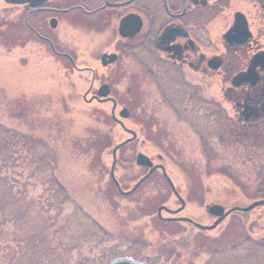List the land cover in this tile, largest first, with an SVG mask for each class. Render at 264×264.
<instances>
[{
	"label": "rangeland",
	"instance_id": "374dc122",
	"mask_svg": "<svg viewBox=\"0 0 264 264\" xmlns=\"http://www.w3.org/2000/svg\"><path fill=\"white\" fill-rule=\"evenodd\" d=\"M28 13L0 0V126L39 143L19 145L9 165L0 160V264H108L121 256L149 264H264L263 207L250 213L247 224L231 215L203 232L186 222L159 224L160 205L180 206L160 171L131 196L119 193L109 172L112 148L105 149L102 159L90 149L98 125L82 96L92 70H65L29 32ZM108 40L88 29L67 33L66 50L75 53L81 66L99 68L96 58ZM134 54L130 59L121 55L111 72L100 67L94 84L96 89L110 83L118 100L116 114L129 108L131 116L124 122L138 133L137 141L118 153L125 161L115 172L122 188L129 190L146 172L136 164L137 153L143 152L155 163L158 155L164 156L186 200L181 215L201 224L214 221L206 205L228 193L240 196L243 204L259 199L254 195L264 191V147L239 142V125L220 85L203 87L183 104L177 95L182 89L174 84L164 89L136 64L129 66L133 60H148L139 50ZM135 77L141 83L128 92ZM218 100L221 112L214 105ZM99 105L110 114L111 103ZM260 124L264 136V121ZM118 131L117 142L128 137L120 125ZM57 182L69 202L56 193ZM249 254L253 256L247 258Z\"/></svg>",
	"mask_w": 264,
	"mask_h": 264
},
{
	"label": "flooded vegetation",
	"instance_id": "af4514ba",
	"mask_svg": "<svg viewBox=\"0 0 264 264\" xmlns=\"http://www.w3.org/2000/svg\"><path fill=\"white\" fill-rule=\"evenodd\" d=\"M26 8L31 18L27 21L29 32L48 46L67 71L87 68L98 74L101 67L111 72L121 55L130 59L139 50L148 60H133L129 66L136 64L146 78H151L150 82L164 85V89L173 84L182 89L177 95H182L183 104L192 101L203 87L218 84L224 101L241 124H249L264 109V0H48L36 8ZM237 12L245 16L250 36L246 39L233 35L227 40L225 35L234 25ZM128 16H132L134 26L140 23L132 37H124L119 31L122 19ZM84 29L109 38L96 58L99 68L81 66L75 53L66 50L67 33ZM214 29L219 31L215 33ZM104 53H115L118 58L102 66ZM259 53L263 55L261 63L252 75L244 77L246 81L236 84L234 80L249 71ZM138 78H134L128 92L141 83ZM94 91L95 86L90 94H96ZM168 95L162 91L163 97L168 99ZM221 104L220 100L214 104L220 112L224 110ZM144 169L146 174L149 169Z\"/></svg>",
	"mask_w": 264,
	"mask_h": 264
},
{
	"label": "water",
	"instance_id": "95a60500",
	"mask_svg": "<svg viewBox=\"0 0 264 264\" xmlns=\"http://www.w3.org/2000/svg\"><path fill=\"white\" fill-rule=\"evenodd\" d=\"M4 1L8 4H13V5H15V4H29L31 7H36V6H39L41 4H44L48 0H4ZM51 23L54 26L55 20H52ZM139 28H140V23L137 22V25L134 26V22L132 21V16H128V17L122 19V21L120 23L119 31H120V34L124 37H128V36L132 37L133 35H135L138 32ZM233 35H240V36L242 35L243 38H246V39L250 36V33L248 31V24H247V21L245 19V16L240 12L236 13V20L234 22V26L227 32V34L225 35V38L227 40H230L231 36H233ZM262 56H263L262 53H259L258 55H256L252 59L249 71L242 74L238 78H236L234 80L236 82V84H239L242 81H246L247 79L244 77H249L250 75H252L255 67L259 63H261V61H262L261 57ZM117 58H118V56L115 53H111V54L105 53L102 55L101 61H102V64L104 66H106L110 63L115 62L117 60ZM240 77H243V78H240ZM90 89L84 94V99L87 102H91V101H93V99H97L101 102L111 101L112 102L111 113H112L114 120L117 121L126 131L133 134V136L131 138L125 139L122 142L118 143L112 150L113 161H112V165H111V169H110V176H111L113 182L116 184L120 193H122L124 195H129V194L133 193L146 179H148L151 176V174L155 170L161 169L164 177L166 178L169 185L171 186V189L173 190V192L175 193L177 198L180 200L181 206L178 209L172 210L169 207H167L166 205H162L158 208L159 217L162 219H165V220H178V221L179 220L180 221L185 220V221L191 222L194 226H197L198 228H200L202 230H212V229L216 228L230 213H232L234 211L249 212L256 207L264 205V199L253 201L252 203H250L246 206L236 205V206L231 207L230 209H227L224 204L219 203V202L208 203L206 205L207 213L212 217H216V220L214 221V223L212 225H202V224L195 222L192 219L187 218V217H175V218L163 217V215H162L163 211L169 212L171 214H178L179 212H181L186 206V201L182 198V196L180 195V193L176 189L172 179L170 178V176L168 175V173L166 171L165 165L162 163L154 164L153 160L148 155H146L142 152L137 154L136 163L139 166L149 168V172L145 176H143L129 191H124L122 189V187H121V185H120V183L117 180L116 175H115V168H116V163H117V152L120 148L127 145L130 141L135 139L137 136L136 131L128 129L126 127L124 121H123V119L130 117V110L127 107H123L119 111V116L116 115L117 101L115 98L110 96L111 87L108 83L102 84L99 87L97 94L92 96L90 99H87V94L89 93ZM263 117H264V109L262 110V113L257 114V118L252 120V121H256L257 119H261ZM158 159L162 160L163 157L161 155H158ZM109 264H149V262H148V260L139 261V260L134 259L133 257L126 256V257H117V258L113 259Z\"/></svg>",
	"mask_w": 264,
	"mask_h": 264
},
{
	"label": "trees",
	"instance_id": "16d2710c",
	"mask_svg": "<svg viewBox=\"0 0 264 264\" xmlns=\"http://www.w3.org/2000/svg\"><path fill=\"white\" fill-rule=\"evenodd\" d=\"M3 1V0H2ZM4 3V1H3ZM9 6V5H8ZM12 8H15V6H11ZM14 23V22H13ZM12 23V24H13ZM72 96L74 95L73 92L71 93ZM75 97V96H74ZM101 103H98L96 106H90L89 103H86V106L88 109L91 111L90 114L95 118L97 121L98 127L94 131V135L92 140L90 141V149L95 150L96 155L99 158H103L104 151L106 148L110 147L113 148L118 142V123L114 121V119L110 114H108L102 107L99 105ZM105 124L106 125V130H101L100 125ZM239 125V124H238ZM238 133L240 134L237 136L239 139V142H247L251 141L254 146H256L258 149L261 147H264V136L261 134V124H248V125H243L240 124L239 126ZM34 144H39L37 141H35L33 138L27 135H23L18 131H15L13 129L9 128H3L0 126V160L2 161L3 164L9 165L12 162H14L17 158V154L19 153V145L23 146H33ZM125 147L120 149V153L124 151ZM18 150V151H12V150ZM122 160L123 164L125 163L124 159H121V155L118 157V163L119 161ZM152 178V177H151ZM150 180V179H149ZM147 180L146 182H148ZM166 182V181H165ZM145 184V183H144ZM167 184V182H166ZM169 187V185L167 184ZM55 189L56 193L59 194V196H65V202H69V196L68 193L65 189V187L61 186L58 182L55 183ZM12 192V190H11ZM68 197V199H67ZM264 198V191H261V193H256L254 195V198ZM217 201H220L226 205H233L236 203L243 204L244 200L241 199L240 196L233 195V194H226L225 198L217 199ZM64 202V203H65ZM162 203V202H161ZM264 208V207H263ZM249 213H234L233 215H238L245 224L249 223ZM159 220V224L163 225H179L180 223L178 222H165L163 220ZM264 230V229H263ZM259 237V236H258ZM258 237L256 236L253 239V242L251 244H254V241L258 240ZM256 248V253L253 255H257V245L253 246ZM251 254L247 255V258H250L253 256Z\"/></svg>",
	"mask_w": 264,
	"mask_h": 264
}]
</instances>
